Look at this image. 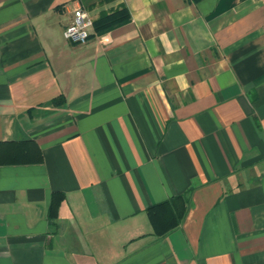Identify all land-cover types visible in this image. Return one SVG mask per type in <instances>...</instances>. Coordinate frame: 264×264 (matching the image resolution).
Listing matches in <instances>:
<instances>
[{
	"label": "crops",
	"instance_id": "0c3cea01",
	"mask_svg": "<svg viewBox=\"0 0 264 264\" xmlns=\"http://www.w3.org/2000/svg\"><path fill=\"white\" fill-rule=\"evenodd\" d=\"M75 8L81 45L62 37ZM17 141L41 162L0 163V264H264V0H0ZM186 193L155 235L146 208Z\"/></svg>",
	"mask_w": 264,
	"mask_h": 264
},
{
	"label": "trees",
	"instance_id": "16d2710c",
	"mask_svg": "<svg viewBox=\"0 0 264 264\" xmlns=\"http://www.w3.org/2000/svg\"><path fill=\"white\" fill-rule=\"evenodd\" d=\"M127 18L124 8L110 14H102L93 22V30L96 34H102L124 23ZM0 147L6 149L7 153L5 159L0 160L1 164L26 165L41 162L40 151L33 141L0 143ZM187 194L172 196L146 208L145 213L155 235L162 236L180 224L187 210ZM63 198L64 195L60 192L51 193L47 209L48 220L56 217L58 206Z\"/></svg>",
	"mask_w": 264,
	"mask_h": 264
},
{
	"label": "built area",
	"instance_id": "2783aa9c",
	"mask_svg": "<svg viewBox=\"0 0 264 264\" xmlns=\"http://www.w3.org/2000/svg\"><path fill=\"white\" fill-rule=\"evenodd\" d=\"M91 28V18L80 8H75L70 22L62 31V37L70 44L81 45L89 39Z\"/></svg>",
	"mask_w": 264,
	"mask_h": 264
}]
</instances>
